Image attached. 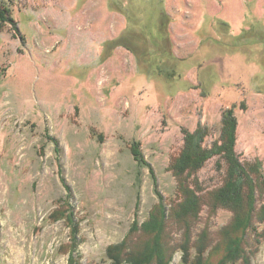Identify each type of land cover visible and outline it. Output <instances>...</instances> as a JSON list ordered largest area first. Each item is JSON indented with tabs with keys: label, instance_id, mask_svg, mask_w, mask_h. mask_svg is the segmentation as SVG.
I'll return each instance as SVG.
<instances>
[{
	"label": "rangeland",
	"instance_id": "rangeland-1",
	"mask_svg": "<svg viewBox=\"0 0 264 264\" xmlns=\"http://www.w3.org/2000/svg\"><path fill=\"white\" fill-rule=\"evenodd\" d=\"M5 3L14 23L0 30V264H68L75 229L80 264H112L107 249L124 240L145 253L144 224L160 204L171 264H185V249L186 264H217L232 246L264 264V186L234 237L236 211L213 202L227 177L220 157L190 179L202 212L189 240L168 215L183 200L171 165L185 130L205 128L211 148L232 107L236 153L264 176V0Z\"/></svg>",
	"mask_w": 264,
	"mask_h": 264
},
{
	"label": "trees",
	"instance_id": "trees-1",
	"mask_svg": "<svg viewBox=\"0 0 264 264\" xmlns=\"http://www.w3.org/2000/svg\"><path fill=\"white\" fill-rule=\"evenodd\" d=\"M14 21L10 17V8L6 5L5 0H0V30L4 23ZM245 108V105L243 104ZM235 108L228 109L223 116L222 134L219 142L212 145L211 148L205 147L204 142L208 133L205 128H198L195 132L185 130V145L179 156L171 165V171L180 183L179 190L182 195V202L174 203L170 206L169 213L171 218L178 224L182 225L187 233V240L191 238L193 227L199 220L202 212V205L199 208L201 197L198 194V187H192L190 179L193 175L201 171L207 162L218 156L227 165L226 180L222 187L213 192V202L216 207L219 205L232 208L236 211L234 217V225L226 229V231H234V237H239L249 228L253 215L251 212L253 203L256 200L257 192L263 189L264 176L260 162L242 163L238 154L236 153V141L238 120L235 115ZM131 151L135 161L140 167L151 168L146 162L138 143L131 146ZM150 175L157 184L156 174L151 171ZM157 195L160 193L157 191ZM263 206V205H262ZM161 212L154 220L147 221L144 225L149 227L152 233V241L145 245V253L132 252L131 248L127 246V241L124 240L120 244L111 245L107 249V257L112 264H171L173 260V252L169 247L164 246V232L166 224L163 220L166 216V207L164 204L158 206ZM261 222H264V207L262 213L258 215ZM166 219V218H165ZM70 222L73 224L74 215H70ZM159 220V222H158ZM78 231L75 229L71 236V249L68 264H80L79 259H76L74 250L77 242ZM238 240V239H236ZM234 245L239 246V242H234ZM231 247V246H230ZM236 248L231 247L228 256H224L226 261H219L217 264H228L230 261L235 264L241 259L244 260L242 264H251V260L247 259L246 251L239 253L235 252ZM77 251V250H76ZM75 251V253H76ZM189 250H184V263H190ZM199 259L207 258L206 263L210 259L208 249L206 247H199V253L196 256ZM203 263V262H202Z\"/></svg>",
	"mask_w": 264,
	"mask_h": 264
}]
</instances>
